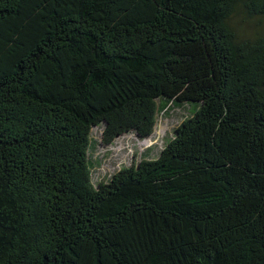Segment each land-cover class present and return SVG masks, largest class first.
Wrapping results in <instances>:
<instances>
[{
  "label": "trees",
  "instance_id": "obj_1",
  "mask_svg": "<svg viewBox=\"0 0 264 264\" xmlns=\"http://www.w3.org/2000/svg\"><path fill=\"white\" fill-rule=\"evenodd\" d=\"M239 14L264 0H0V264H264V33ZM170 104L193 111L160 154L95 186L92 128L147 138Z\"/></svg>",
  "mask_w": 264,
  "mask_h": 264
},
{
  "label": "rangeland",
  "instance_id": "obj_2",
  "mask_svg": "<svg viewBox=\"0 0 264 264\" xmlns=\"http://www.w3.org/2000/svg\"><path fill=\"white\" fill-rule=\"evenodd\" d=\"M236 16L234 22L237 29L241 28L238 30L241 34L264 33V18L246 20L244 14ZM192 111L190 104H170L167 109L159 112L154 133L150 137L140 138L135 132H129L117 137L111 144L102 142L104 124L94 126L91 131L89 161L95 186L109 180L123 167L137 165L144 158H156L173 138L178 125L190 116Z\"/></svg>",
  "mask_w": 264,
  "mask_h": 264
}]
</instances>
